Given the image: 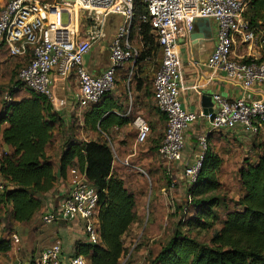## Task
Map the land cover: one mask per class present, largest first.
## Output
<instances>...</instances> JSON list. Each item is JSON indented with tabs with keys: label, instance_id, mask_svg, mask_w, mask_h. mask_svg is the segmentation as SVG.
<instances>
[{
	"label": "built area",
	"instance_id": "obj_1",
	"mask_svg": "<svg viewBox=\"0 0 264 264\" xmlns=\"http://www.w3.org/2000/svg\"><path fill=\"white\" fill-rule=\"evenodd\" d=\"M136 0H55L53 4L38 0H9L0 7V49L10 57L29 59L17 73L18 81L31 92L44 97L54 111L62 110L65 101L55 96L52 87L55 77L61 80L73 77L77 84L76 105L80 110L89 108L102 96L115 88V71L125 61L134 59L136 51L131 48L128 34ZM145 12L140 20L149 25L160 48L161 60L152 80L155 107L165 118V129L157 148L158 156L167 164H179L184 148V132L195 122L199 114L181 107L180 58L177 38L193 29V20L206 18L216 23V44L206 60V65L234 82L243 90L259 86L264 90V28L251 26L243 17L252 0H139ZM71 6L87 13H98L99 20L89 16L93 23L102 24L109 15L119 16L114 36L109 43V65L98 75L87 71L83 57L93 44L104 36H98L94 27L83 34L77 29V18L69 17L62 23L63 9ZM239 46L246 47V54L237 55ZM29 51V52H28ZM133 71L129 72L131 77ZM216 106L208 115L211 130H234L241 126L254 133L264 123V100L248 98L245 94L233 100L220 95L213 96ZM135 143L143 144L150 128L147 121L136 116ZM206 135L198 137L200 152L197 161L183 167V175L193 182L207 149ZM113 159L115 153L111 150ZM130 166L127 160L122 162ZM138 172L139 168L134 167ZM143 173V172H142ZM10 187L0 176V192ZM96 188L83 175L73 176L68 192L63 195L52 213L42 216L43 224L69 222L81 223L85 243H99L97 233ZM12 242L18 241L15 232H8ZM7 264H87L81 255L65 256L61 242L55 239L44 247L31 261L15 259Z\"/></svg>",
	"mask_w": 264,
	"mask_h": 264
},
{
	"label": "trees",
	"instance_id": "obj_2",
	"mask_svg": "<svg viewBox=\"0 0 264 264\" xmlns=\"http://www.w3.org/2000/svg\"><path fill=\"white\" fill-rule=\"evenodd\" d=\"M144 12V4L136 0L128 38L135 36L139 44L135 64L148 61L155 66L161 60L160 48L149 25L140 20ZM243 17L251 26L264 28V0H252ZM28 59L29 53L24 60ZM22 88L25 97L17 96ZM5 92L0 99V140L10 151L0 155V176L10 189L0 192V228L5 214L14 222H29L41 207L40 196L53 188L58 177H65L68 168L75 167L97 190L99 243H78L74 254L83 256L87 264H120L126 249L123 238L136 220V201L124 181L112 174L113 155L107 142L77 140L71 133L60 135L54 169V161L45 151L58 133V113L18 79ZM108 94L81 114L83 127L106 132L109 126L129 122L110 112L118 108L114 104L102 105ZM253 134L251 151L258 154L254 162L243 161L238 170L242 192L236 205L230 208L219 193L217 175L222 160L207 145L196 178L188 185L182 220L146 264H264V123ZM129 165L124 168L137 172L135 163ZM207 233V241L197 239ZM7 238H0V254L10 250Z\"/></svg>",
	"mask_w": 264,
	"mask_h": 264
},
{
	"label": "crops",
	"instance_id": "obj_3",
	"mask_svg": "<svg viewBox=\"0 0 264 264\" xmlns=\"http://www.w3.org/2000/svg\"><path fill=\"white\" fill-rule=\"evenodd\" d=\"M191 33L196 35L192 37ZM111 38L112 36H104L98 39L93 44L91 50L84 55L83 63L89 73L98 75L108 67L110 62L109 43ZM128 41L131 48L137 53L139 44L136 37L131 36L130 39L128 38ZM215 44L216 23L212 20H209L204 26L200 27V30L193 23V29L189 34L184 33L177 38V52L181 63L180 105L187 111L199 114V117L184 132V148L180 163L177 165L167 164L165 162L166 165H170L174 169L193 165L197 161L200 150L198 137L203 134H207L206 140L213 141L217 145L231 146L239 142L248 146L249 149L252 148V150L255 147V141H253L254 134L241 126L236 127L234 130L214 131L210 129V119L207 116L213 114L215 111L216 106L213 102L214 95H220L226 100H233L245 94L248 98H261L264 100V90L261 87L254 86L249 90L243 91L239 85L228 81L222 73L216 72L206 65V60L212 53ZM239 48L236 51L237 55L246 54L245 46H239ZM4 54L5 52H0V55L3 56ZM14 58L22 59V57ZM154 69L155 66L150 62L145 61L135 64L134 59L127 60L116 68L115 88L101 100V103L104 105L109 102L117 106V109H112L110 112L129 120V122L120 127L109 126L106 132H97L82 126L81 114L85 110H80L76 105L77 84L74 78L70 77L69 79L61 80L55 77L52 90L56 97L65 101V106L62 110L56 111L61 119V124H56L58 129L56 138L52 145H49L45 151L47 155L52 157L54 169L57 167L60 153V135L71 133L77 140L87 141L100 139L101 141L107 142L116 156V159L112 161V174L121 178L125 186V179L129 177V174L126 172L127 169L124 168V165H122L124 160H127L129 163L130 161L135 163L136 165L133 166L139 168L143 172L140 173L147 176L146 172L140 167L141 161L139 160L143 158V162L148 165L146 160L149 158V165L144 167L148 172L153 169L152 171L155 173L156 168L153 166L151 158L155 154L158 155L157 148L159 143L156 140V134L164 132L165 118L159 113L153 100L152 80ZM130 71H133V74L131 77H128ZM17 96H27L25 89H18ZM136 116L143 117L150 128L149 134L151 139L147 142L145 141V149L142 151L139 150L140 146L137 147L138 144L135 143L136 129L133 125V119ZM76 125H79L80 129L75 128ZM67 128H70V132L67 131ZM83 132L85 133V137L81 135ZM9 151L10 149L3 145L0 140V155L1 153ZM217 155L220 157L219 154ZM76 174H80L79 171L75 167H70L67 169L65 177H58L56 179L53 188L40 196L41 207L29 222L17 223L10 220L12 230L18 236V241L12 242L9 239L10 250L4 254H0V264L9 263V259L11 261L17 259V252L19 251H21L19 254L22 258L21 260L31 261L40 255L44 247L50 245L55 239H58L54 236V240L51 238L50 241H44V238L40 235L42 233L40 226L43 224L41 218L46 213H52L57 207L61 197L68 192L71 180ZM66 224L69 225L67 226ZM55 225L59 226L62 232L64 229L71 231L69 229L71 225L73 227L80 226L81 230L79 232L81 236L83 235L82 226L78 220L69 222L60 221ZM7 230L4 224H2L0 238L8 237L7 234L10 230ZM69 237L68 241L65 242H61L60 240L65 256L74 254L76 244L85 242V239L82 237ZM39 245L40 247L37 249Z\"/></svg>",
	"mask_w": 264,
	"mask_h": 264
},
{
	"label": "rangeland",
	"instance_id": "obj_4",
	"mask_svg": "<svg viewBox=\"0 0 264 264\" xmlns=\"http://www.w3.org/2000/svg\"><path fill=\"white\" fill-rule=\"evenodd\" d=\"M8 1L0 0V7L4 6ZM38 1L46 4L55 2V0ZM92 15L99 20L98 13L91 12L89 14L78 6H71V8L63 9L61 20L64 24L69 17L77 18V29L81 32L80 34H83L88 27L93 26L94 31L100 34L98 36H114L118 25L121 23L119 16L109 15L101 24L100 21L93 23L89 18ZM24 63H26V60L23 58H14L5 54L3 56L0 55V99L5 97V90L10 87L13 81L17 80V72ZM159 64L156 63L154 73L158 69ZM75 128L80 129L79 125H76ZM81 135L85 137L84 132ZM156 137L157 142L160 144L163 133L156 134ZM150 139L151 136L149 134L146 142ZM146 142L137 145V147L140 146V151L145 149ZM209 147L211 152L219 154L222 160L217 175L221 184L219 193L226 198L231 208L236 205L235 201L242 192L238 170L242 166L243 161L254 162L258 151H251L248 146L239 142L229 146L217 145L213 141H209ZM139 161L142 163H140V167L146 172L147 176L140 172L126 170L129 174V177L125 179L126 186L135 195L136 220L123 238L126 249L119 261L120 264H146L150 257L159 249V245L171 235L177 223L182 220L181 209L187 203V188L190 182L183 175V168L174 169L172 166L166 165L155 154L151 158V162L156 168L155 173H153V169L148 172L144 167L149 165V158L146 160L148 165L143 162V158ZM220 215L222 217L223 212L220 211ZM3 218L5 228L13 232L9 216L5 214ZM57 223L59 222L40 226L42 230L40 235L44 238V241H50L51 238L54 240V236L61 242L68 241L69 236L84 238V235H80V226L73 227L71 225V228H69L71 231L64 229L63 232L65 233L63 234L61 228L55 225ZM69 224L66 225L68 226ZM49 236L51 237L49 238ZM209 236V233L201 234L197 239L207 241ZM39 247L40 245L37 249ZM20 252H17V259H22L19 256ZM8 261L11 260L9 259Z\"/></svg>",
	"mask_w": 264,
	"mask_h": 264
},
{
	"label": "water",
	"instance_id": "obj_5",
	"mask_svg": "<svg viewBox=\"0 0 264 264\" xmlns=\"http://www.w3.org/2000/svg\"><path fill=\"white\" fill-rule=\"evenodd\" d=\"M208 21H209V20L206 19V18H199V19H194V20H193V23H195V24L198 26L199 30H200V27L204 26ZM194 35H196V34L191 33V36H192V37H193Z\"/></svg>",
	"mask_w": 264,
	"mask_h": 264
}]
</instances>
